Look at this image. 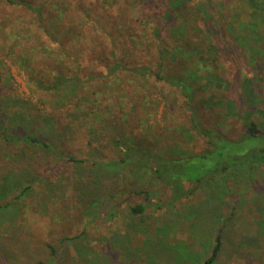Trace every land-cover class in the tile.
I'll list each match as a JSON object with an SVG mask.
<instances>
[{"label":"rangeland","instance_id":"374dc122","mask_svg":"<svg viewBox=\"0 0 264 264\" xmlns=\"http://www.w3.org/2000/svg\"><path fill=\"white\" fill-rule=\"evenodd\" d=\"M69 1L67 16L71 18L64 21L75 36L82 35L80 42L69 46L74 52L65 59L69 77L77 69L83 79L94 73L107 74L104 65L109 61L98 58L99 48L95 45L98 41L107 46L113 44L104 33L113 35L110 37L114 46L119 45L122 53V28L127 27V34L131 30L139 35L143 20L152 21L154 27L160 16L157 0L145 9L127 12L126 0H114L112 5L105 0ZM186 1L180 13L188 35L181 43L184 52L165 62L164 74L180 77L193 70L197 60L204 63L198 74L200 79L188 83L193 89L192 101L187 91L158 82L155 76L147 81L145 89L135 87L131 78L122 75L120 80L109 83L101 78L91 81L93 84H88L85 92L75 85H69L61 95L41 91L33 77L42 79L45 75L50 80L56 72L51 60L44 61L40 51L49 39L43 31L34 35L27 30L39 21L36 15L0 1V138L3 133L19 137V129L34 127L37 133L51 139L56 150L87 160L73 163L60 157V166L48 175L46 160L53 154L36 151L35 147L18 142V138L6 148L0 144V186L4 190L0 193V207L24 187H34L17 209H6L0 214V264H205L224 219L227 226L223 247L214 264H264L263 167L248 172L246 162L235 163L233 169L240 170V175L243 170L246 173L241 180L228 178L222 181L224 189H204L209 193L202 191L197 197L164 206L160 213L148 212L135 218L128 213L127 205L141 203L146 197L132 193L148 190L150 198L162 199L166 194L164 187L146 171H141L143 178L139 179L135 176L139 170L107 167V163L121 157L113 144L117 138L130 141L151 156L182 157L181 171L172 173L169 179L186 182L202 176V184L211 182L208 172L220 160V153L230 163L234 156H244L252 149L264 150L262 138L237 141L252 123L264 134V6L261 10L251 8L249 0ZM227 18L233 23L228 29ZM253 18L258 33L240 29ZM95 20L101 23L96 24ZM175 46L173 41L168 43L171 49ZM52 47L58 48L55 44ZM125 47L137 52L127 56L125 53L121 61L131 66L150 64L154 72L158 71L157 43H145L137 50L130 44ZM195 48L197 51L191 56ZM96 82L99 89L94 86ZM136 90L140 94L135 99L138 104L144 95L150 102L148 110L142 112L148 119L145 126L131 112L130 97L126 96V92ZM84 96L97 97L103 103L98 110L103 121L89 117L83 123L78 110L66 114L63 103L72 104ZM189 106L197 109L198 123L205 130H217L228 137L219 138L218 133L220 148L206 159L199 156L208 149V138L194 128ZM69 123L71 131H67ZM94 162L98 166H93ZM163 174L166 179L168 175ZM42 178H47L48 185ZM77 180H93L101 185V195L115 196L108 204L120 211L113 221L104 216L109 209L105 205L100 219L95 216L96 209L87 216L81 213ZM217 200H222L219 206L214 204ZM67 237L72 241L63 244ZM149 238L154 247L151 243L145 247ZM48 244L55 247V257Z\"/></svg>","mask_w":264,"mask_h":264},{"label":"trees","instance_id":"16d2710c","mask_svg":"<svg viewBox=\"0 0 264 264\" xmlns=\"http://www.w3.org/2000/svg\"><path fill=\"white\" fill-rule=\"evenodd\" d=\"M5 1L9 6L11 7H18L21 9H24L27 12H30L34 15H36L39 18V21L34 22V27L31 29V27H28L27 30L31 31L34 35L39 34V30L43 31L44 34L48 37V43L42 44V47L40 48V51H42V55L44 58V61L46 59L51 60V65L55 66V73L52 76V79L47 80V76L40 79L33 77L34 84L37 88H39L41 91L44 92H51L55 93L56 95H61L69 85H75L77 88H81L82 92H85V89L87 88L88 84H93L91 81H95L96 79L100 78L104 81H107L106 83H109L110 80H120L122 75H126L129 80L132 83H134L135 87L137 88H146L147 81L155 76V79L158 82H165L169 83L175 87L181 88L183 91L188 92L189 100L193 97L192 91L193 89L189 86V81L193 79H200L198 74L199 71H202L205 67L204 63H202L200 60H197V63L195 64V68L193 70H189V73L182 75L180 77H169L164 74L165 70V62L169 59L174 57H179L180 53H182L183 45L181 43H184L188 37L186 33V23L184 19L180 16V13H182L183 9L186 7L188 1L186 0H157L158 6L156 8L160 11V16L158 20H156L155 25L153 27L152 21L143 20L142 21V29L140 34L136 31L129 30L128 34L126 31H128L127 27L122 28L124 31L123 33V39L121 41V44L123 45V51L120 52L119 45L114 46L116 44L113 39H111L110 36H113L112 34L104 33L109 36H107L108 41H112L113 44L110 46H107L106 43H103L102 41H98L95 43V45L98 44V58H107L104 61H109L108 65H104L105 69L107 70V74L101 75L100 73H94L93 75H90L86 77V79H83L82 76H80L81 70L77 69L75 75H71L72 77H69L68 72L66 71V57H71L73 55V49L69 48L71 43L74 42H80L81 39V33L79 35H74L72 31H70V25L67 24L64 20L67 18H71L67 16L68 14V8L71 5V1L69 0H45L43 3L42 0H0ZM104 2L108 4H113L114 0H105ZM153 0H131L125 1L124 10L127 12L128 10H139L140 8L145 9L148 5H151ZM105 4V3H104ZM249 6L251 8H257L258 10L264 6L263 0H249L248 2ZM262 14V13H258ZM47 15V16H46ZM86 15V14H84ZM86 18H90L88 15H86ZM100 17V15H99ZM92 18V17H91ZM227 22H225L226 28L228 29L230 26H232L233 23L229 22V19H226ZM254 22V18L251 20V22H248L246 24H243L240 29H249L252 33H258L256 31L255 25H257ZM39 23V27H38ZM96 24H100L97 20H95ZM259 25V24H258ZM84 26V22L81 20V27ZM121 27V26H120ZM34 28L36 30H34ZM164 33L167 35L165 37ZM74 35V38L70 39V36ZM129 40V41H128ZM173 41L175 43V49H171L168 47V43ZM42 42V41H41ZM148 42H154L157 43L158 47V53H159V62L157 63V72H154L150 64H143L141 66L135 65L131 66L125 63L124 61H121L122 55L126 53L127 55L134 54L135 52L131 51L130 49H126L125 46L133 45L132 48L134 50H137L142 47L143 44ZM129 43V44H128ZM48 44V45H47ZM52 44H55L58 48L55 49L52 47ZM181 44V45H180ZM141 45V47H140ZM213 46L212 44H210ZM131 48V46L129 47ZM34 49V48H32ZM107 54L104 55L103 53ZM195 49L191 52V56L195 55ZM72 52V53H71ZM150 51H146L148 53ZM102 53V54H101ZM129 53V54H128ZM194 58H196L194 56ZM175 60V59H174ZM47 80V81H46ZM143 84H142V83ZM94 86H96L98 89L100 88V85L96 82L94 83ZM125 88V87H122ZM136 88V89H137ZM134 89V88H133ZM80 91V90H79ZM126 96L130 97V105H131V112L136 113V117L139 120V123L141 126L148 125V119L147 117L143 116L142 112H145L148 110V106L150 104L149 99L146 95L143 96L142 102L140 104L137 103L135 100L138 96H140L139 91L136 90L134 93L133 91H129V94L126 92ZM95 95L97 96V93L95 92ZM137 96V97H136ZM140 98V97H139ZM138 99V98H137ZM99 99L96 97L94 99H91L90 96H84L79 97L76 99L72 104L66 102L63 103L64 110L72 114V111H79L78 116L84 119L83 123H86L87 119L89 117H94L95 120H102L104 119V116L100 115L98 110L101 109V106L103 103L98 101ZM136 101V103L134 102ZM71 102V101H70ZM67 104V105H66ZM191 105V103L189 104ZM95 109V110H94ZM97 110V111H96ZM139 111L141 113L140 118L138 117ZM189 113L191 114V120L193 123L194 128L202 134V136L208 138V149L205 150L202 155L199 156L200 159H206L210 155H213L216 148H220L218 146L217 138H224L228 139L225 135L221 134L217 130H205L204 127L198 123V114L197 109L195 107L189 106ZM98 115V116H96ZM96 116V117H95ZM125 116V115H124ZM123 116V117H124ZM127 116V115H126ZM90 124V123H89ZM92 125V124H91ZM90 126L92 130V126ZM68 127L67 131H71L72 125L66 124ZM19 137H17L14 134H2V142L0 144H4L5 148L10 146L14 140L18 138V142L21 144H26L31 147H35L37 150H42L45 152H48L49 154H53V156H50L46 162L48 163L46 169V174L51 175L55 170L56 166H60V157L61 158H67L68 161H71L73 163H83L86 162V159L79 160L76 159L73 156L65 155L63 152H60L55 149V145L53 142H51V139L46 138L47 136L45 134L40 135L39 132L35 131L34 127H30V129H19ZM218 133L220 136L217 137ZM67 135V132L65 133ZM222 135V136H221ZM40 136V137H39ZM224 136V137H223ZM226 137V138H225ZM250 138H262L264 140V134L259 130L257 125L254 123L250 124L245 133L237 140L242 141ZM114 148L120 152V159L116 161H111L110 163H107V167H117L121 166L124 169L129 170V172H133L134 170H139L138 174L135 176H140V178H143L140 173L141 171H146L148 174H153V176L158 179L162 186L165 189V197L164 198H150V194L148 190H140L139 192L132 193L133 195H139L142 194L146 198L143 202L138 204H128L127 205V211L130 214L131 217H143L148 212L152 213H160L163 211L164 206L168 205H176L177 203H180V201L185 199H190L192 197H197L198 193H202V191H205L204 189H210L211 192L215 190V188H223L222 181L228 180V178H237L238 180H241L244 178V170L242 171L240 175V170L233 169L232 166L235 163L238 162H246L247 163V170L248 172L254 169L255 167L264 168V150L259 149H252L248 151L244 156H234L230 159V163H226L222 159V154L220 153V160L217 162H214L212 165V168L208 172L209 180L208 182L202 184L203 177H197L195 180H188L186 182L181 181L179 178L178 180H170L172 173H179L181 170L180 162L182 157L177 158H169L164 157L161 155H148L146 153L145 149H141L135 144H132L130 141H127L125 139H119L117 138L114 141ZM8 145V146H7ZM186 157V156H183ZM48 158V157H47ZM233 161V163H231ZM98 162H94L93 166H98ZM106 164V163H105ZM103 165V164H102ZM133 168V169H132ZM244 172V173H243ZM167 174L168 177L163 174ZM244 175V176H242ZM232 176V177H231ZM247 176V175H246ZM130 177V176H129ZM241 177V179H240ZM203 178V179H202ZM42 181L48 185L47 178H42ZM191 182V183H189ZM46 185V186H47ZM76 192H77V198L78 202L82 206L81 213L85 216H87L88 212L96 209L97 218L100 219L103 217L101 214L102 206H108L112 202L113 199H115V196H112L110 198H106L103 195H101V185L99 183L94 182L93 180H89V182H83V181H76ZM190 187V188H189ZM34 190L33 186L24 187L21 192L15 196V198L6 205L0 207V214L1 212H5L6 209L16 208L18 206V203L21 204L24 203V198H27L29 196L28 191ZM4 192L2 191V187L0 186V193ZM208 192V191H205ZM209 193V192H208ZM206 195V194H205ZM167 202V203H166ZM221 201L217 200L214 202L216 206H219ZM23 205V204H22ZM109 207V206H108ZM17 209V208H16ZM20 209V207H19ZM219 209V208H218ZM219 211V210H218ZM118 211L115 208L109 207V209L106 210V214L108 219L110 221H113L118 213ZM180 217V216H179ZM221 217V216H220ZM180 221L182 220V217L179 218ZM94 221V219H92ZM227 226L226 219L223 220L222 226H220L216 232L215 238H214V247L212 249L211 255L209 258H207L205 264H214L216 260L219 257V254L222 250L223 243H222V236L223 231L225 227ZM150 239V238H149ZM72 241L71 238L67 237L64 238L63 244L66 242ZM162 242V240H160ZM148 243L153 244L152 247H154L153 240H149V242L145 243V247L148 246ZM48 249L51 251V256H56V249L51 244L47 245ZM163 247V246H162ZM164 248V247H163ZM166 249V248H164Z\"/></svg>","mask_w":264,"mask_h":264}]
</instances>
